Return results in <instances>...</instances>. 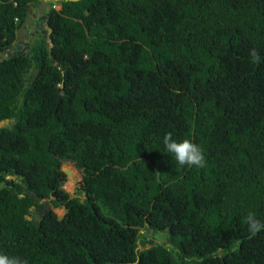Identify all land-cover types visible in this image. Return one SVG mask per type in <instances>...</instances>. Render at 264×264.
Segmentation results:
<instances>
[{
  "label": "trees",
  "instance_id": "obj_1",
  "mask_svg": "<svg viewBox=\"0 0 264 264\" xmlns=\"http://www.w3.org/2000/svg\"><path fill=\"white\" fill-rule=\"evenodd\" d=\"M32 3L0 0V52ZM48 26L0 62V253L264 264V230L246 223L264 221V0L65 1ZM167 133L205 165H179Z\"/></svg>",
  "mask_w": 264,
  "mask_h": 264
},
{
  "label": "clouds",
  "instance_id": "obj_2",
  "mask_svg": "<svg viewBox=\"0 0 264 264\" xmlns=\"http://www.w3.org/2000/svg\"><path fill=\"white\" fill-rule=\"evenodd\" d=\"M65 1H70V0H47L49 5L45 6L43 15H39L37 13V11H38L37 5L39 3V0H37V3L30 4L28 6L26 12H25V16L23 18V21L20 23V25H18L16 27L15 32H16V30L19 27H21V25L23 24V22L26 19L28 21H30V19H32L30 17V12L31 11L34 12L32 8H35L36 9V16H39L40 19H41V23H39V25L42 26V29H44V32H45L44 36L46 37V40L48 41L50 33H51V29L48 26V20H49L48 14L50 15L51 9L59 11V9H61V6H62L63 2H65ZM14 22H15L16 25H17V23H19L18 19H15ZM42 22H44L43 25H42ZM28 23L30 24V22H28ZM28 28H29V25H28ZM15 37H16V35H15ZM14 41H16V40H14ZM12 46H14L13 43H12V45L10 47H12ZM21 46H22V44H21ZM6 51H5V53L7 55L5 54V58L8 57V56H12L13 54L14 55L23 54V55L28 57V51H23L24 53L20 51L19 54H15V52H6ZM9 123L10 122L8 120L2 121L0 123V128L8 126ZM161 142H162V144L164 146L165 151L167 153H170L172 156H174L175 161L179 165H190V166H195V167H203L205 165V163H206V158H205L200 146L198 144L194 143L189 138L175 139V138L172 137L171 133H167V134H165L163 136ZM69 164L73 166L72 163H67V162L62 164L61 170L64 173H65V171L63 169H67V170H70V171H74V169H75V171H77L80 174V172L74 166L71 167V168H67ZM65 175H66V173H65ZM67 177L68 176L66 175V180H67ZM72 179L75 180L73 175H72ZM62 188H63V185H62ZM38 201L41 202V203H45V201H43L41 199H38ZM49 209H51V207L48 204H45V208L43 209L42 212H44L46 210H49ZM60 209H64V208H60ZM65 213H66V211H65ZM65 213H64V215H65ZM246 223H247V227H248L249 232L252 233V234H255L258 231L264 230V221L258 219L255 216V214L253 212H251V211H249L246 214ZM169 251H174V250L169 248ZM0 264H24V262L21 261L18 257L9 256V255L0 253Z\"/></svg>",
  "mask_w": 264,
  "mask_h": 264
},
{
  "label": "water",
  "instance_id": "obj_3",
  "mask_svg": "<svg viewBox=\"0 0 264 264\" xmlns=\"http://www.w3.org/2000/svg\"><path fill=\"white\" fill-rule=\"evenodd\" d=\"M70 1H73V2H77V1H79V0H70ZM47 5H49V3L47 2V0H39V3H38V5H37V9H38V11H37V13L39 14V15H43L44 14V8H45V6H47ZM25 23L24 24H22L21 25V27H19L17 30H16V32H15V35H16V42L18 43L16 46H12V47H10L9 49H7V51L6 52H14V51H16L15 52V54H19L20 52H19V50H20V47H21V44L23 43V46H27V44H25L22 40L24 39V38H26V35H27V33H28V22H32V23H34V22H36V26L38 27V29L39 30H42V26H38L39 25V20H37V21H33L32 19H30V21H28L27 19L24 21ZM43 23L44 22H42V25H43ZM5 54L6 53H1L0 52V62L1 61H3L4 59L3 58H5ZM14 55V54H13ZM64 171H65V173H66V175L68 176V177H71L72 178V172L70 171V170H67V169H63ZM140 225H141V223H140Z\"/></svg>",
  "mask_w": 264,
  "mask_h": 264
},
{
  "label": "flooded vegetation",
  "instance_id": "obj_4",
  "mask_svg": "<svg viewBox=\"0 0 264 264\" xmlns=\"http://www.w3.org/2000/svg\"><path fill=\"white\" fill-rule=\"evenodd\" d=\"M57 4V3H56ZM34 12H30V17L32 18L33 21H37L39 20L40 23H41V19L39 16H36V9L35 8H32ZM35 9V10H34ZM48 18H49V14H48ZM25 22H23L24 24ZM29 25V28H28V33L26 35V38H24L22 41L27 44V46H23V43H22V46L19 50V52H23V51H29L32 47V45L34 43H36L38 40H40L42 37L46 40V37L44 36V29L42 30H39L38 27L36 26V22H34L32 24V22H30V24L28 23ZM40 27V25H38ZM16 38V37H15ZM18 43L16 41L13 42V45L16 46ZM27 49V50H26ZM16 52V51H14ZM24 53V52H23ZM7 55V54H6ZM9 55V54H8Z\"/></svg>",
  "mask_w": 264,
  "mask_h": 264
},
{
  "label": "rangeland",
  "instance_id": "obj_5",
  "mask_svg": "<svg viewBox=\"0 0 264 264\" xmlns=\"http://www.w3.org/2000/svg\"><path fill=\"white\" fill-rule=\"evenodd\" d=\"M71 167L73 166L69 164L67 168H71ZM71 172L75 180H73L70 177H67V180L63 184V190L65 192H68V194L74 196L76 195L77 186H78L79 181L81 180V175L77 171H75V169L74 171H71ZM55 212L60 217H62L65 213L64 209H58V210H55ZM156 239H157L156 241H162L160 236Z\"/></svg>",
  "mask_w": 264,
  "mask_h": 264
}]
</instances>
